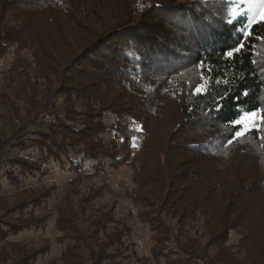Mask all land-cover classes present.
I'll return each instance as SVG.
<instances>
[{"label":"trees","instance_id":"trees-1","mask_svg":"<svg viewBox=\"0 0 264 264\" xmlns=\"http://www.w3.org/2000/svg\"><path fill=\"white\" fill-rule=\"evenodd\" d=\"M78 4L87 11L76 17ZM230 7L231 0H0V55L20 56L14 66L27 75L10 89L30 107L27 121L19 115L0 127V241L51 198V190L25 187L27 178L52 163L101 172L131 162V197L151 233L154 264H264V133L231 145L221 137L230 138L221 126L242 111L264 116V24L228 58L249 20L228 24ZM11 98L1 92L0 107L14 108ZM107 112L118 119L110 143L101 137ZM9 192H17L12 202ZM75 193L65 191L55 208L63 264L148 260L128 244L132 228L114 207L93 205L100 192ZM232 231L241 234L236 246ZM2 244L0 264H30L46 251Z\"/></svg>","mask_w":264,"mask_h":264},{"label":"rangeland","instance_id":"rangeland-1","mask_svg":"<svg viewBox=\"0 0 264 264\" xmlns=\"http://www.w3.org/2000/svg\"><path fill=\"white\" fill-rule=\"evenodd\" d=\"M78 3V0H76ZM82 3V2H80ZM249 3L255 4V14L259 15L260 8L262 5L260 4V0H244L245 6ZM236 5H233L235 7ZM87 8L85 4L80 6L79 4L76 5V9L74 10V15L76 17L80 15H85ZM253 13H249L248 17L250 18ZM264 46L261 49L263 52ZM18 54L14 51L7 52L3 55H0V93L1 92H8L9 94L12 93V103L16 105L14 108H3L0 107V114L5 116V118L0 119V127L5 129L7 127V122L12 120V122L17 123V118L20 115L21 118H25L28 114L25 113L27 106L24 100L20 99L19 96H16L10 88L13 86V80L23 81L24 75L20 72L21 63L19 66H14L15 61H17ZM21 56H30L27 51H22ZM33 74V73H32ZM11 90V91H10ZM20 92V91H19ZM22 93V92H20ZM28 92L25 91L24 94L27 96ZM63 101L65 98L61 97L58 100V107H62L64 105ZM31 105V104H30ZM257 113L256 122L259 123V117L261 116L260 111H254ZM7 118V120H6ZM105 121L108 125V129L104 131V134L101 137L104 139L105 142L110 143L113 142L114 132L113 129L116 128L115 123L118 122V119L112 113H106ZM116 119V122H115ZM6 120V121H5ZM22 120V119H21ZM54 120V119H51ZM78 121V119H75ZM124 121L132 123L131 119L125 118ZM115 122V123H113ZM133 124V123H132ZM50 123H44L45 132H53V129L50 126ZM9 127V125H8ZM9 131V129H7ZM0 137L4 138V136ZM30 139H37L39 138L36 134L30 135ZM192 140H201V135L191 134ZM53 140V138H49ZM119 141V140H118ZM137 143V141H135ZM117 147L119 148V143L117 142ZM123 149V148H121ZM133 164L131 162H127L122 164L119 167H112L105 164L104 170L101 172H96V170L90 165V163L84 164V169L76 170L72 168V166L68 163V171L61 168L57 163H52L49 169H45L44 172L38 173L37 176L29 177L25 181V187L32 186L35 188L37 192H43L46 190H51V198L47 201L45 206L42 208L37 209L36 212L29 211L26 212L25 218H27V227L22 231L18 232L17 234H10L8 240H13L14 242H20L21 245L26 244L29 249L33 250H40L46 248V251L43 252L39 257L30 264H49L53 261H56L58 264H63L61 260V252L64 248V242L60 239V237L64 235L62 232H59L56 228L55 221L57 217L56 213V205L58 206L60 203V199L65 193H73L75 196V192H81L85 196H95L96 191L100 192L101 194L99 197L93 201V205L101 206L105 204L106 206H113L115 212V218L123 223L128 224L132 228V235L130 239H127V242H133L135 247L140 255H145L148 257V260L142 261L140 264H154V261L151 258V246H152V239L151 233L146 227V225L139 219V209L138 206L133 201L131 195H133L135 189V183L133 181ZM9 192L4 197H7L5 200L12 202L15 199L14 194ZM30 208V207H29ZM112 228L116 227V225H111ZM6 239V240H7ZM206 237H204V240ZM241 239V234L238 231H232L229 239V244L236 246ZM1 240V239H0ZM0 241V247L3 245ZM168 246V245H167ZM169 247V246H168ZM133 250L130 248V251ZM174 249L169 248L166 250L168 255H170L173 259L176 258L174 256ZM236 250V249H235ZM264 262V260H261ZM251 264V262H248Z\"/></svg>","mask_w":264,"mask_h":264},{"label":"snow or ice","instance_id":"snow-or-ice-1","mask_svg":"<svg viewBox=\"0 0 264 264\" xmlns=\"http://www.w3.org/2000/svg\"><path fill=\"white\" fill-rule=\"evenodd\" d=\"M231 2L236 6L230 7L228 11V17H230L227 19L228 24H232L234 20H236L240 16H248L249 13H253V15L249 18L247 25L240 30L241 35L240 39L237 41V44L224 52V55L228 58H233L235 55H238L243 50H245L247 42L254 35L252 30L254 24H264V0H260V4L262 5V7L260 8L258 17L255 14V4L249 3L245 6L244 0H231ZM157 7L160 6L157 5ZM200 66H204L203 61H201ZM208 71H211V69H208ZM206 86V83L197 85L195 87V93H203L206 90ZM247 94V91H244L242 93V95ZM227 96L228 93H225L223 97H219L217 99L216 104L214 105V109L216 111H219V109L222 107V104L220 102L226 99ZM236 99H239V96H237ZM256 116V112L242 111L237 118L232 119L228 121L226 125L221 126L223 129H226V132L228 134H230L229 138L228 135L222 132V139L226 141L227 145H231L234 142H242L243 140H246L249 135L253 134L254 132L257 134L264 133V116L259 117V123L256 122ZM259 139L264 141V134L260 135ZM261 147H264V144H262Z\"/></svg>","mask_w":264,"mask_h":264}]
</instances>
